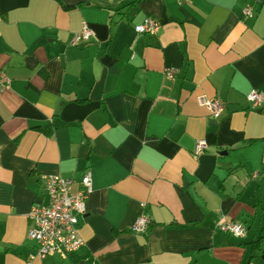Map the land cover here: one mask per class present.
Masks as SVG:
<instances>
[{
  "label": "crops",
  "instance_id": "1",
  "mask_svg": "<svg viewBox=\"0 0 264 264\" xmlns=\"http://www.w3.org/2000/svg\"><path fill=\"white\" fill-rule=\"evenodd\" d=\"M146 18L161 29L136 36ZM83 23L94 37L70 46ZM1 72L0 264H264V106L247 100L264 91V0H0ZM88 169L85 245L29 263L42 177Z\"/></svg>",
  "mask_w": 264,
  "mask_h": 264
},
{
  "label": "built area",
  "instance_id": "2",
  "mask_svg": "<svg viewBox=\"0 0 264 264\" xmlns=\"http://www.w3.org/2000/svg\"><path fill=\"white\" fill-rule=\"evenodd\" d=\"M243 15L253 17L254 12L251 6L243 10ZM161 23L152 18H146L141 24L134 27L136 36L142 34H155L161 29ZM94 37L93 31L86 23L82 29L74 34L70 46H78L89 42ZM169 77L174 76L175 69L166 71ZM11 84L10 78L5 73H0V90ZM247 100L252 108L257 109L264 106V91L253 89L247 95ZM199 103L206 107L214 119L220 118L224 106L218 99L199 98ZM208 149L205 140L196 143L193 153L198 156ZM43 195L47 199L36 201L28 219L30 230L28 238L36 243L37 251L30 256L29 263L36 258L44 259L50 255H59L67 259L72 253L80 250L85 241L80 234L79 219L86 214V201L93 193V174L88 169L78 181L64 178L61 175L43 176ZM77 183V190L74 185ZM151 221L146 215L140 216L132 230L139 234H146ZM220 229L230 236L242 238L246 228L242 223L221 222Z\"/></svg>",
  "mask_w": 264,
  "mask_h": 264
},
{
  "label": "trees",
  "instance_id": "3",
  "mask_svg": "<svg viewBox=\"0 0 264 264\" xmlns=\"http://www.w3.org/2000/svg\"><path fill=\"white\" fill-rule=\"evenodd\" d=\"M264 241V236L258 240V242Z\"/></svg>",
  "mask_w": 264,
  "mask_h": 264
}]
</instances>
